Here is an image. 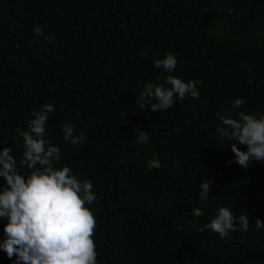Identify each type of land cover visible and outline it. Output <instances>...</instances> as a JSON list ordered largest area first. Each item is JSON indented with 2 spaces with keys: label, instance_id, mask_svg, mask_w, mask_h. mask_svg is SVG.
I'll list each match as a JSON object with an SVG mask.
<instances>
[{
  "label": "trees",
  "instance_id": "1",
  "mask_svg": "<svg viewBox=\"0 0 264 264\" xmlns=\"http://www.w3.org/2000/svg\"><path fill=\"white\" fill-rule=\"evenodd\" d=\"M168 52L178 59L172 73L153 65ZM167 75L200 81L199 98L140 108L139 92ZM46 103L55 107L45 138L60 148L56 167L91 180L98 197L89 206L97 264H264V229H254L264 221V162L229 165L231 146L216 131L219 115L264 114V0H0V150L12 147L18 167L17 130ZM61 123L83 131L84 143L65 142ZM153 157L161 168L147 167ZM220 206L247 215L249 230L225 239L198 231ZM14 261L0 251V264Z\"/></svg>",
  "mask_w": 264,
  "mask_h": 264
},
{
  "label": "clouds",
  "instance_id": "2",
  "mask_svg": "<svg viewBox=\"0 0 264 264\" xmlns=\"http://www.w3.org/2000/svg\"><path fill=\"white\" fill-rule=\"evenodd\" d=\"M227 11L231 14L233 10L229 8ZM33 32L43 35V26H36ZM48 39L51 41L54 37ZM177 64L178 59L172 52L153 60L154 67L162 68L165 73L174 72ZM200 83L196 80L184 82L167 75L162 84L147 83L136 100L140 102V108L147 104L151 112L167 111L177 98L183 100L191 96L198 99L197 86ZM244 104L243 98H237L233 101V108H241ZM54 111L53 104H44L39 111L29 113L33 118L27 122L28 130H17L25 149L19 167L12 155V147L0 150V178L4 180L0 185V219L7 221L0 251L10 260L15 258L14 264H97L94 241L97 219L89 206L97 203L98 197L91 180L81 181L67 165L56 167L61 161L60 148L45 138V126L49 114ZM120 116L124 119L125 112ZM235 117L219 115L220 124L216 127L219 137L225 144H230L234 154L235 159L228 164L236 163L247 169L251 161L264 162V114L257 117L239 111ZM75 128L72 123L60 124L63 140L74 147L86 139L83 131L75 134ZM175 131L179 132V129ZM135 132L137 143L144 144L149 140L140 127ZM237 145L245 146L247 150L241 151ZM16 147H20L19 139ZM161 166L155 157L147 161L149 169ZM210 183L204 180L199 185L201 202L208 200ZM193 215H204L203 208H193ZM192 227H196L195 223ZM254 229H264V221L257 218ZM197 230H210L225 239L229 232L248 231L249 217L244 214L237 217L227 206H220L214 218Z\"/></svg>",
  "mask_w": 264,
  "mask_h": 264
}]
</instances>
